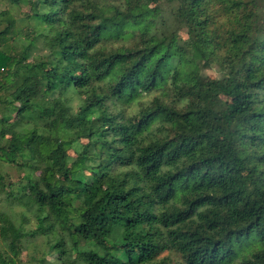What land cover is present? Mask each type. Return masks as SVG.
Returning <instances> with one entry per match:
<instances>
[{"label":"trees","instance_id":"trees-1","mask_svg":"<svg viewBox=\"0 0 264 264\" xmlns=\"http://www.w3.org/2000/svg\"><path fill=\"white\" fill-rule=\"evenodd\" d=\"M0 1V264H264V0Z\"/></svg>","mask_w":264,"mask_h":264},{"label":"rangeland","instance_id":"rangeland-1","mask_svg":"<svg viewBox=\"0 0 264 264\" xmlns=\"http://www.w3.org/2000/svg\"><path fill=\"white\" fill-rule=\"evenodd\" d=\"M157 3H158L157 0H152V6H154ZM4 9H10L11 12L19 19L23 16V14L21 12H24L26 10V8H22L20 11L18 8L12 7L9 4H7L3 1H0V10H4ZM177 36L181 41L186 39V33L184 31H180ZM37 51L41 52V53L43 52V50H41L40 48H38ZM203 75L211 77V78H217V77H221V72H219V70L216 67H214V68L205 69L203 71ZM70 155H72V156L74 155L72 151H70ZM0 173L3 175L9 176L11 178V180H13V181L18 180L22 175L15 167L10 166V165L5 164V163H1V162H0ZM4 207H6V205L0 203V211ZM33 225H34V221L31 220L29 222V226L31 227ZM78 249H79V251H87V250L93 249V247L91 245H83V246L79 247ZM2 250H3V248H2L1 240H0V251H2ZM41 251H42V246L39 245V243L36 246H34L32 244L29 245L28 249L25 252H23V254H22L20 264H32V262H31L32 261V255L39 256L41 254ZM28 255H31V256L28 257ZM77 257H78V252H76V251L70 252V259L71 260H73ZM51 260L53 262H55L57 260V255L52 256Z\"/></svg>","mask_w":264,"mask_h":264}]
</instances>
